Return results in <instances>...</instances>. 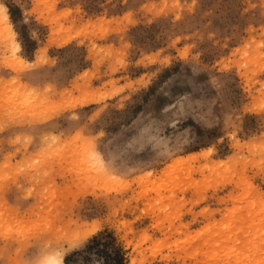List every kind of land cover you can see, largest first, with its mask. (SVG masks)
Instances as JSON below:
<instances>
[{
    "label": "rangeland",
    "instance_id": "374dc122",
    "mask_svg": "<svg viewBox=\"0 0 264 264\" xmlns=\"http://www.w3.org/2000/svg\"><path fill=\"white\" fill-rule=\"evenodd\" d=\"M0 6V264H264V0Z\"/></svg>",
    "mask_w": 264,
    "mask_h": 264
},
{
    "label": "trees",
    "instance_id": "16d2710c",
    "mask_svg": "<svg viewBox=\"0 0 264 264\" xmlns=\"http://www.w3.org/2000/svg\"><path fill=\"white\" fill-rule=\"evenodd\" d=\"M112 243L114 242V239L111 238ZM101 240H99L98 238L94 237L92 238V240L90 241V245H88V250L89 251H93L95 253L99 252L100 250H98V246L99 245H104L101 244ZM101 252V251H100ZM113 256H108L110 258V260L113 262V264H123V254L120 248H115L112 251ZM64 264H68V259L65 258L64 259Z\"/></svg>",
    "mask_w": 264,
    "mask_h": 264
},
{
    "label": "bare ground",
    "instance_id": "6f19581e",
    "mask_svg": "<svg viewBox=\"0 0 264 264\" xmlns=\"http://www.w3.org/2000/svg\"><path fill=\"white\" fill-rule=\"evenodd\" d=\"M0 9L3 10V18H2V19L5 20V21L3 22V24L5 25V28L8 29V30L10 31V27H9V25H8V17H7V13L5 12L3 6H0ZM10 32H11V31H10ZM17 48H19V47L17 46ZM93 100H95V99H93ZM81 105H82V104H81ZM47 263H48V264H64L62 258L59 257V256H58V257H55V256L53 257V256H51V257L48 259Z\"/></svg>",
    "mask_w": 264,
    "mask_h": 264
}]
</instances>
